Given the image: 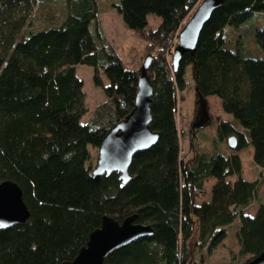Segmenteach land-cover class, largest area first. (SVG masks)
<instances>
[{
  "label": "trees",
  "instance_id": "1",
  "mask_svg": "<svg viewBox=\"0 0 264 264\" xmlns=\"http://www.w3.org/2000/svg\"><path fill=\"white\" fill-rule=\"evenodd\" d=\"M60 15L33 30L48 0H0V183L22 191L29 219L0 229V264H61L73 260L104 217L153 230L110 253L105 264H192L187 243L213 250L234 226L246 264L264 251V204L244 213L259 181L242 178L239 153L252 149L264 181V26L254 28L261 56L247 57L230 31L264 18V0H225L203 26L193 55L176 70L167 49L201 0H119L124 26L155 54L147 75L153 87L151 129L158 139L134 155L130 180L117 173L92 177L93 152L134 106L138 71L128 69L103 35L97 0H54ZM150 16L159 19L153 29ZM177 39V38H176ZM146 56V57H147ZM93 69L105 101L87 114L76 66ZM191 68L198 98L215 97L232 121H221L215 142L235 136L232 153L196 152L180 158L175 110ZM235 122V123H234ZM242 128L239 130L236 126ZM197 130V129H195ZM213 180L209 199L204 183Z\"/></svg>",
  "mask_w": 264,
  "mask_h": 264
},
{
  "label": "rangeland",
  "instance_id": "2",
  "mask_svg": "<svg viewBox=\"0 0 264 264\" xmlns=\"http://www.w3.org/2000/svg\"><path fill=\"white\" fill-rule=\"evenodd\" d=\"M99 23L105 37L106 42L111 46L120 57L124 65L133 71L140 70L146 56L155 54L154 49L149 46L141 36L129 31L123 24L120 15L113 7L118 4L119 0H97ZM60 2L48 0V3L42 5L40 18L34 20L33 30H37L49 26L50 16L60 15ZM190 17V16H189ZM159 19L150 16L149 23L153 29L158 25ZM186 23V22H185ZM264 26V18L257 16L249 20L240 29L230 31V38L234 41L237 37H241L239 50L247 57L261 56V51L255 42L254 28ZM177 37L175 36L167 49L169 54V62L172 63V52L177 45ZM76 75L83 83V92L85 94V106L87 114L82 121L91 119L95 108L105 101V97L100 88L94 86L92 82L93 69L89 66H76ZM186 88L177 94V106L175 110L176 126L179 134L180 158L182 163L190 165L196 152L205 153L207 155L216 153L231 154L232 151L228 145V139L221 143L215 142L216 128L221 121H232V117L221 110L220 101L215 97H208L204 104L196 95L194 82L192 80L191 68L186 70ZM203 106V107H202ZM202 110L207 116L205 125L197 130H193L192 126L200 119ZM235 123V122H234ZM238 125V124H237ZM239 130L242 128L236 126ZM243 168L242 178L248 181H259L257 196L254 203L245 209L246 214L254 215L259 204H264V181L261 178L262 169L257 167L252 161V149L247 148L239 153ZM91 164L96 165L98 152L92 154ZM94 168V167H93ZM213 180L204 183V195L202 199H197V203L209 199V193ZM196 236L188 241L187 247L191 256L192 264H246L247 257H243L239 253V245L236 238L235 227L229 228L226 238L223 242L213 250H201L196 242Z\"/></svg>",
  "mask_w": 264,
  "mask_h": 264
},
{
  "label": "water",
  "instance_id": "3",
  "mask_svg": "<svg viewBox=\"0 0 264 264\" xmlns=\"http://www.w3.org/2000/svg\"><path fill=\"white\" fill-rule=\"evenodd\" d=\"M224 1L201 0L193 10L177 36V45L172 52L174 70L177 69L183 55L194 54L203 26ZM150 63L151 56H147L140 67L132 110L105 134L98 147V157L92 171L95 181L103 175L117 173L121 183H127L130 180L128 169L134 155L150 149L157 142L159 135L150 127L153 94V87L147 75ZM199 100L204 104L205 99L200 97ZM206 118L205 111L202 110L200 119L193 128H202ZM228 145L230 148L235 147V136L228 138ZM29 216L21 189L11 181L1 182L0 229L24 224ZM135 221L136 216L127 217L121 223L104 217L101 226L89 235L86 245L79 250L77 256L61 264H105L107 256L113 251L153 234L150 226L136 224ZM247 264H264V251Z\"/></svg>",
  "mask_w": 264,
  "mask_h": 264
},
{
  "label": "flooded vegetation",
  "instance_id": "4",
  "mask_svg": "<svg viewBox=\"0 0 264 264\" xmlns=\"http://www.w3.org/2000/svg\"><path fill=\"white\" fill-rule=\"evenodd\" d=\"M192 129L195 130V129L193 128V126H192Z\"/></svg>",
  "mask_w": 264,
  "mask_h": 264
},
{
  "label": "crops",
  "instance_id": "5",
  "mask_svg": "<svg viewBox=\"0 0 264 264\" xmlns=\"http://www.w3.org/2000/svg\"><path fill=\"white\" fill-rule=\"evenodd\" d=\"M241 159V158H240ZM242 172H243V168H242Z\"/></svg>",
  "mask_w": 264,
  "mask_h": 264
}]
</instances>
